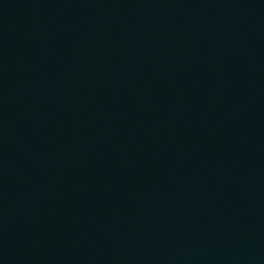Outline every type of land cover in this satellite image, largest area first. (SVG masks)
Wrapping results in <instances>:
<instances>
[{"label":"water","instance_id":"obj_1","mask_svg":"<svg viewBox=\"0 0 264 264\" xmlns=\"http://www.w3.org/2000/svg\"><path fill=\"white\" fill-rule=\"evenodd\" d=\"M0 264H264V0H0Z\"/></svg>","mask_w":264,"mask_h":264}]
</instances>
